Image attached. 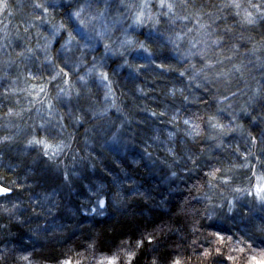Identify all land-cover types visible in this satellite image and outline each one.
<instances>
[{
    "label": "clouds",
    "instance_id": "1",
    "mask_svg": "<svg viewBox=\"0 0 264 264\" xmlns=\"http://www.w3.org/2000/svg\"><path fill=\"white\" fill-rule=\"evenodd\" d=\"M0 264H264V0H0Z\"/></svg>",
    "mask_w": 264,
    "mask_h": 264
}]
</instances>
